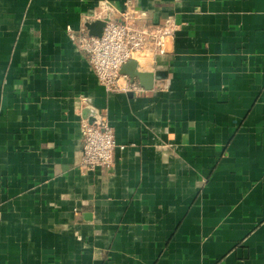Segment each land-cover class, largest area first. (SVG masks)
<instances>
[{
  "label": "crops",
  "instance_id": "crops-1",
  "mask_svg": "<svg viewBox=\"0 0 264 264\" xmlns=\"http://www.w3.org/2000/svg\"><path fill=\"white\" fill-rule=\"evenodd\" d=\"M128 2L175 26L137 95L76 46ZM85 108L116 148L84 174ZM0 264H264V0H0Z\"/></svg>",
  "mask_w": 264,
  "mask_h": 264
},
{
  "label": "built area",
  "instance_id": "built-area-1",
  "mask_svg": "<svg viewBox=\"0 0 264 264\" xmlns=\"http://www.w3.org/2000/svg\"><path fill=\"white\" fill-rule=\"evenodd\" d=\"M103 23L100 36L83 30L76 41L77 49L86 55L98 82L107 93L137 95L144 92L140 84L121 73V69L131 59L143 61L152 50L164 55L175 26L170 23L160 26L138 24L134 5L129 2L117 18H106ZM146 65L142 64L143 67ZM92 118V122L87 118L80 120L79 169L84 174L97 169L107 170L114 165V130L103 114L98 112Z\"/></svg>",
  "mask_w": 264,
  "mask_h": 264
},
{
  "label": "water",
  "instance_id": "water-1",
  "mask_svg": "<svg viewBox=\"0 0 264 264\" xmlns=\"http://www.w3.org/2000/svg\"><path fill=\"white\" fill-rule=\"evenodd\" d=\"M97 26L100 29L96 32L94 31L93 34L95 36H100L104 27V23H99ZM121 73L126 74L133 79H137L140 86L145 89H151L153 84L162 78V75L159 73H157L155 76L152 72H149L147 66L142 68L138 67V63L133 59H131L126 65L122 67ZM153 81L154 83L152 84ZM94 114L95 111L90 108H85L82 111V117L87 118L89 122H92V116Z\"/></svg>",
  "mask_w": 264,
  "mask_h": 264
}]
</instances>
